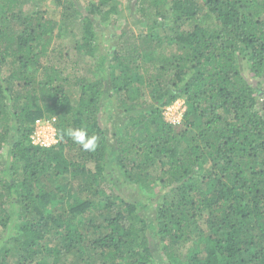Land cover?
Returning a JSON list of instances; mask_svg holds the SVG:
<instances>
[{
    "label": "trees",
    "instance_id": "1",
    "mask_svg": "<svg viewBox=\"0 0 264 264\" xmlns=\"http://www.w3.org/2000/svg\"><path fill=\"white\" fill-rule=\"evenodd\" d=\"M126 4L0 0V264H264V0ZM73 24L90 81L54 61ZM38 119L55 144H32ZM157 184L148 224L135 192Z\"/></svg>",
    "mask_w": 264,
    "mask_h": 264
},
{
    "label": "rangeland",
    "instance_id": "2",
    "mask_svg": "<svg viewBox=\"0 0 264 264\" xmlns=\"http://www.w3.org/2000/svg\"><path fill=\"white\" fill-rule=\"evenodd\" d=\"M119 1L123 7L127 6V4H126L127 0H119ZM130 3H133V0H131V1L128 0V4H130ZM43 8L50 12L54 9V4H52L51 1H46ZM120 10H121V14L123 15L125 10H123V8L122 9L120 8ZM122 22L123 21L121 20V23H119V25H121ZM73 27L77 28V24L67 26L65 32L62 34H65L66 32H68L69 28L73 29ZM117 29H120V27ZM76 31H77V36H75ZM109 34H110V31L107 30L105 32V35H104L105 37L103 36L104 42H106L105 40ZM80 36H81V29L80 28L75 29L72 34L67 33L65 35H62L60 40L57 41V45H58L57 47H58L59 51H61L62 56L56 58L54 61L56 63V67L62 68L65 65V67L67 68L66 73H69V75H72V72L74 70H76L73 72L74 76L76 74L77 76L83 77V78L87 79L88 81H90L92 79L97 78L96 77L97 72L94 73V71L92 69L93 63L87 58H84L82 56H76L75 51L73 49L74 48L73 47V41L74 40L77 41V38H79ZM104 44H105V47L106 46L110 47L111 43L107 41ZM73 77L68 78L70 81V84H71L69 87V93L71 95L70 96V102L71 103L77 101V96H78V88L74 84V78ZM68 86L69 85H65V87H68ZM259 103L263 105L264 100H262V98H260ZM184 111H185V106H184L182 99H178L175 102H173L172 104L161 108V114H162L163 119L166 122L171 123L173 125H178L181 122V118H182ZM124 116L125 115L123 114L122 110H118L115 112L114 111L113 112L112 111L106 112V114L104 115L103 123H104L105 130H106V132H108L107 134L109 136L114 134L115 126L119 122L124 120ZM125 190L128 192V189H125ZM158 190H159V186L157 184L155 186V188L154 189L151 188V190L148 191L142 199H140L141 197L139 196V194L137 192H135V198L134 199L139 200L141 205L145 206L144 209H141V215L144 217V219L146 220V222L148 224L152 220H154L153 219L154 218V211H155L157 204L154 203L153 200L156 197V193ZM0 231H1V229H0ZM12 233H14V229H13L12 224H11V227L9 226L8 229H6V231H4L3 235L7 236V235H10ZM50 245H51V243H50ZM188 247H189V245L186 246V248H188ZM9 259L10 258H8V260ZM161 264H164V262Z\"/></svg>",
    "mask_w": 264,
    "mask_h": 264
},
{
    "label": "built area",
    "instance_id": "3",
    "mask_svg": "<svg viewBox=\"0 0 264 264\" xmlns=\"http://www.w3.org/2000/svg\"><path fill=\"white\" fill-rule=\"evenodd\" d=\"M32 128L30 139L33 145L49 147L57 142L54 119H38Z\"/></svg>",
    "mask_w": 264,
    "mask_h": 264
},
{
    "label": "clouds",
    "instance_id": "4",
    "mask_svg": "<svg viewBox=\"0 0 264 264\" xmlns=\"http://www.w3.org/2000/svg\"><path fill=\"white\" fill-rule=\"evenodd\" d=\"M67 135L79 144L84 151L94 152L97 148L98 138L95 135L89 136L85 129H69Z\"/></svg>",
    "mask_w": 264,
    "mask_h": 264
}]
</instances>
